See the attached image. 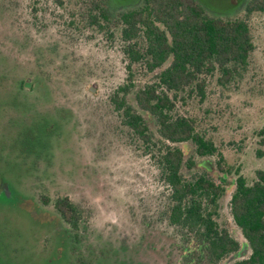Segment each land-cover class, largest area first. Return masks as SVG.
Masks as SVG:
<instances>
[{
    "label": "rangeland",
    "instance_id": "1",
    "mask_svg": "<svg viewBox=\"0 0 264 264\" xmlns=\"http://www.w3.org/2000/svg\"><path fill=\"white\" fill-rule=\"evenodd\" d=\"M196 1L213 17L240 19L249 0ZM74 5L0 0V264H210L157 217L165 203L160 170L111 102L127 83L120 42L86 17L74 19ZM142 5L106 0L115 16ZM250 25L255 49L244 78L223 88L215 77L203 103L179 108L216 144L221 155L204 161L217 182L220 159L249 184L264 171V14ZM226 188L219 224L240 239L230 214L234 188ZM42 197H69L83 223L73 229ZM227 259L218 264L238 258Z\"/></svg>",
    "mask_w": 264,
    "mask_h": 264
},
{
    "label": "trees",
    "instance_id": "2",
    "mask_svg": "<svg viewBox=\"0 0 264 264\" xmlns=\"http://www.w3.org/2000/svg\"><path fill=\"white\" fill-rule=\"evenodd\" d=\"M74 1V19L86 17L90 28L120 42L127 83L111 102L170 187L172 225L197 242L200 261L218 264L239 252L238 241L218 223L229 184L234 188L230 214L251 250L249 258L235 264H264V171L249 184L238 168L224 166L220 159L217 182L204 161L221 155L216 144L198 130L196 119L179 109L191 101L203 103L215 77L223 88L244 78L255 49L250 17L264 14V0H249L246 17L240 19L213 17L196 0H143L140 8L119 16L106 0ZM138 77L147 82L138 86ZM25 82L20 83L22 90ZM36 88L32 82L30 92ZM189 145L193 156L188 155ZM200 163L207 168L193 174ZM42 201L53 205L73 229L83 223L82 211L69 197Z\"/></svg>",
    "mask_w": 264,
    "mask_h": 264
},
{
    "label": "flooded vegetation",
    "instance_id": "3",
    "mask_svg": "<svg viewBox=\"0 0 264 264\" xmlns=\"http://www.w3.org/2000/svg\"><path fill=\"white\" fill-rule=\"evenodd\" d=\"M116 91H117V89H116ZM148 157H149V155H147ZM150 160L151 161H153V163L155 164V166H157V164L154 162V160L150 157ZM158 167V166H157ZM158 169H159V167H158ZM160 170V169H159ZM160 176H161V171H160ZM161 182H162V184L164 185V188H165V190L163 191V193L161 194V198H160V200H159V202H161V200H165V203H164V205H163V208L162 209H160L159 210V212L157 213V217H165L163 220H165V222H167V227H170L171 229H172V227H175L176 228V226H173L172 225V221H171V218H170V216L172 215V213H171V211H172V200H171V192H170V187L168 186V185H166L165 184V181H164V179H163V177L161 176ZM222 198H224V197H222ZM222 198H221V200H222ZM160 205V204H159ZM220 216H221V211H219V216H218V223H219V220H220ZM233 220V219H232ZM234 222V221H233ZM147 225H148V223L145 225L146 227H147ZM234 225H235V227L241 232V230H240V228L234 223ZM223 227V226H222ZM230 232V231H229ZM241 235H242V237L240 238V239H237L233 234H231V236L233 237V238H236L235 240H237L238 241V243L240 244V251L239 252H237V253H234V254H231L229 257H228V259L229 258H231L232 256H235V257H237L238 259L237 260H235V261H233L232 262V264H235L236 262H238V261H242V260H244V259H247V258H249V256L247 257L246 255H245V253L247 252V255L248 254H251V250H250V246H249V244H248V242H247V240L244 238V236H243V234H242V232H241ZM185 237V236H184ZM184 242H185V245L187 246V243H188V245L189 246H195V245H197V242H195V241H193V240H187V239H185L184 240ZM247 250V251H246ZM247 258H246V257ZM227 259V258H226ZM227 259V260H228Z\"/></svg>",
    "mask_w": 264,
    "mask_h": 264
}]
</instances>
